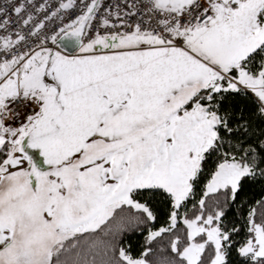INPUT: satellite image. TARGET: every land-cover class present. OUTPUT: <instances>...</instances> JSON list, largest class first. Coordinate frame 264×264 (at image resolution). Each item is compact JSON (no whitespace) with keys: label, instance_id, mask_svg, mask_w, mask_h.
Segmentation results:
<instances>
[{"label":"snow or ice","instance_id":"snow-or-ice-1","mask_svg":"<svg viewBox=\"0 0 264 264\" xmlns=\"http://www.w3.org/2000/svg\"><path fill=\"white\" fill-rule=\"evenodd\" d=\"M0 264H264V0H0Z\"/></svg>","mask_w":264,"mask_h":264}]
</instances>
